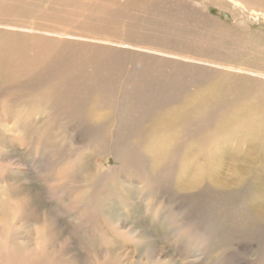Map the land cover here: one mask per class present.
<instances>
[{
    "label": "bare ground",
    "instance_id": "obj_1",
    "mask_svg": "<svg viewBox=\"0 0 264 264\" xmlns=\"http://www.w3.org/2000/svg\"><path fill=\"white\" fill-rule=\"evenodd\" d=\"M218 1L230 2L264 23V0ZM133 2H138L137 12L129 4ZM154 9L162 10L156 19L150 17ZM222 13L230 22L245 23L244 16ZM213 20L202 3L191 0H0V97L10 101L7 115L13 116L12 108L18 110L13 119L22 146L39 153L43 146L53 145L48 165L61 159L54 128L61 138L74 136L83 128L108 124L111 114L121 113L124 140L125 130L139 129L147 120L144 128L153 131L152 149L161 156L152 167L157 173L150 187L160 188L159 180L169 175L180 189L177 193L188 198L182 211L171 212L170 224L178 239L189 243V264H226L228 251L237 245L222 229L242 212L240 229L247 239L243 248L255 250L251 264H264V94L234 103L217 88L227 79L230 83L264 72L235 59L246 41L235 36L241 44L228 51L223 47L226 38H234L232 33L214 39L208 38L214 34L207 30L189 29ZM190 41L204 44L199 48L203 51L176 46ZM218 72L228 76L224 82L204 84ZM222 104L227 107L218 115L214 107ZM40 113L44 116L39 119ZM63 113L70 116L69 123L62 122ZM45 139L48 146L43 145ZM124 155H117L122 171L134 170L137 162ZM74 162L70 157L68 166ZM96 167L101 174L107 166ZM63 174L55 184L71 189L61 186ZM195 204L197 210L203 206L202 213L191 210ZM82 206L87 224L96 223L91 215L97 198L88 193ZM32 220L35 216L27 215L20 231ZM0 224L8 225L5 220ZM122 235L133 240L141 236L135 228ZM253 241L258 248H251ZM64 259L61 253L57 264H64ZM0 264H10L2 252Z\"/></svg>",
    "mask_w": 264,
    "mask_h": 264
},
{
    "label": "rangeland",
    "instance_id": "obj_2",
    "mask_svg": "<svg viewBox=\"0 0 264 264\" xmlns=\"http://www.w3.org/2000/svg\"><path fill=\"white\" fill-rule=\"evenodd\" d=\"M191 1L202 3L207 9V13L214 20L208 22L206 26H199L201 27L200 29L199 27H190V31L194 33L197 30H207V32L214 34L208 38L212 37L214 39L217 37L221 38L219 35L232 33L234 35L233 41L229 37L226 38L223 48H226L228 51L235 50L241 44V42H238L239 40L246 41L245 48L237 50L236 53L240 54V56L237 58L234 55L235 59L240 65L250 67L255 71L264 72V23L253 17L251 18L248 13H243L246 10L243 11V9L235 8L230 2L226 3L224 0H221L224 2H219L218 0ZM129 4L137 12L138 2ZM160 9H163V7ZM156 10L152 11L154 13L150 17L156 19L157 14L162 12L161 10L157 13ZM224 11L232 14L237 13L236 17L239 19L244 16L245 19L243 20H245V23L239 21L230 22L222 13ZM30 15L28 14L27 16ZM129 15L134 16V13ZM132 25L135 24L133 23ZM235 36L238 38V41ZM178 44L176 46L194 49L193 51H203L199 48L204 46V44L196 45L195 42L191 41L190 45L182 42ZM212 45L214 44H210V46ZM219 50L217 49L216 51ZM218 54H221V52ZM247 76L245 77L246 79H236L230 83H228L227 79L223 88L217 87L218 94L226 96L234 103L235 101H248L249 97L257 93L264 94V76L253 74ZM227 77L218 72V74H214L204 84L212 85L215 80L216 83L224 82V79ZM233 82L236 83V86H232ZM9 102H4L3 98L0 97V160L14 159L22 167L8 170L4 177H0V181L7 180L11 182L16 180L20 183L19 190L31 193V203L25 208L24 214L21 217V229L27 215L31 214L37 219L39 212L44 208H48L54 214L55 208L60 207L63 201L70 200L75 192H81V195H83V190L90 188L91 191L89 193L93 194L94 199L97 198L95 214L91 215L96 219V223L95 221L88 220L87 224L84 220L87 218L84 216L85 208L81 206L74 212L66 213L64 218L59 219L53 233L54 236L60 238H62L63 234H72L74 236L71 243L64 250L65 252L62 253L63 257L66 258L64 259V264H80L88 251L95 249L103 250L105 244L113 245L112 251L118 255L119 264H148L146 259L148 253L151 254L153 264H155V257H157L159 252L164 251V249H166L164 256L168 258L164 261V264H189V243L188 241L178 239V235L176 236L170 224L171 212L176 214L178 210L182 211V207H186L188 198L177 193L180 189L177 187V183L171 181L172 176L169 175V177L167 176L168 179L165 177L159 180L162 181L160 188L150 187V178L153 177L155 179V176L152 175L157 173L152 167L161 159V156L156 154L152 149L153 131L144 128L147 120H145L144 126L139 127V129L131 127L125 130L124 140L120 138L123 137L121 136L122 128L126 126L122 120L118 119L121 113L111 114L112 121L108 124H100L96 127L89 126L83 128L82 131H78L74 136L67 134L65 138L59 137L57 133L59 131L53 127L55 129L53 134L57 137L56 147H60V150L56 149V151H61V159L52 165H48L46 162H49L52 156H48V153L52 150L55 151L54 148L52 149L53 145L45 139L43 145L47 144L48 146L50 144V148L43 146L39 153L30 150V145L21 147L18 139V130L13 119L15 117L18 118L19 113L17 109L12 108L13 116L6 114L10 110V108L7 109V107H10ZM226 107V104H222L214 107V109L215 111L218 109L219 115ZM109 109L108 107L104 108V110ZM154 112L155 110L153 114ZM43 116L44 114H41L39 119ZM61 118H63V123H69L70 116L67 114L63 113ZM54 124L61 125L56 122ZM205 124L207 122H204L203 126ZM214 124L211 123V125ZM40 126L41 124H37V127ZM49 128L50 125L48 124L46 130ZM98 130L103 132L99 133L97 132ZM10 132L14 134H9ZM49 138L52 140L51 135H49ZM62 141L65 142L61 146L59 143ZM172 151L173 149L167 155H171ZM120 153L123 157H125L124 154H127L132 161L137 162L138 166L134 170L124 169L122 171V167H120L121 163L118 160L119 157L117 158V155ZM43 155H46V157H43ZM70 157L76 160V163L74 162V165L68 166L67 162ZM100 163L107 166L106 171L101 174L96 167ZM53 165H57V167L53 168ZM60 173H64L61 179L63 182H60L61 186L65 185L68 188L70 186L71 189L62 190L57 187L55 182L57 175ZM228 174V171H226L227 176ZM53 182L54 187L52 192L49 193L48 185ZM62 191H64V194ZM248 193L250 192L248 191ZM62 194L63 196L61 197ZM213 195V197L217 196L216 194ZM50 196L56 198L50 199ZM180 201L182 203H179ZM237 202L239 203V201ZM244 205H246V201ZM195 208H191V210L193 212L199 210L198 212L202 213L203 206L198 210L197 205ZM210 208H208V212L212 211ZM77 215L82 217L80 223L77 225L69 223L68 217ZM211 218L212 222H216V218L213 216ZM232 218L234 217L228 220L222 231L224 235L231 236L235 240L237 247H235V251H233L234 248L232 251H228L229 254L226 256L228 259L225 262H227L226 264H251L254 259L253 257H255L254 255L252 257L255 250H249V248L245 250L243 248L244 244L247 243L245 241L247 239L245 231L240 229V224H243L245 221V214L242 212L234 220ZM15 219L14 209L6 208L0 204V221L5 220V224H9ZM117 222L119 223L117 224ZM31 223L26 225L18 235L23 236V233L28 230ZM124 228H135L141 236L133 240L131 237L120 234V229ZM258 245L259 243L256 241L251 242V248L253 249L258 248ZM255 264L257 263L255 262Z\"/></svg>",
    "mask_w": 264,
    "mask_h": 264
},
{
    "label": "clouds",
    "instance_id": "obj_3",
    "mask_svg": "<svg viewBox=\"0 0 264 264\" xmlns=\"http://www.w3.org/2000/svg\"><path fill=\"white\" fill-rule=\"evenodd\" d=\"M9 134L14 133L10 132ZM21 147L23 146L21 145ZM20 167L22 165L17 160H0V177H4L8 170ZM53 187L54 182L48 185L49 193L52 192ZM19 189L20 183L16 180L0 181V204L6 208L14 209L16 217L6 227L0 224V252L9 258L10 264L16 260H19L20 264H57L59 256L65 252L64 250L74 237L72 234H63L62 238L54 236L58 221L64 218L66 213L74 212L80 208L85 203L91 189H84L83 195L81 192H75L70 200L63 201L60 207L55 208L54 214L48 208L42 209L38 218L32 221L27 233L23 236L18 233L21 229V217L24 210L31 203V193ZM55 198L50 196V199ZM81 219L82 217L79 215L68 217L69 223L73 225L79 224ZM129 231L130 229L127 228L120 229L121 234ZM112 247L111 244H105L103 250L88 251L80 264H119L118 255L112 251ZM164 251L159 252L155 257V264H164V261L168 259L164 256ZM146 259L148 264H153L150 253L147 254Z\"/></svg>",
    "mask_w": 264,
    "mask_h": 264
}]
</instances>
